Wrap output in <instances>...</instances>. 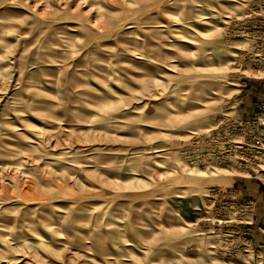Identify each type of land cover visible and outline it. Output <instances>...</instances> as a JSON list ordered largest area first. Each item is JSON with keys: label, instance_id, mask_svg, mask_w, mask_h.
<instances>
[{"label": "rangeland", "instance_id": "rangeland-1", "mask_svg": "<svg viewBox=\"0 0 264 264\" xmlns=\"http://www.w3.org/2000/svg\"><path fill=\"white\" fill-rule=\"evenodd\" d=\"M251 80L264 0H0V264H264L195 141Z\"/></svg>", "mask_w": 264, "mask_h": 264}, {"label": "built area", "instance_id": "built-area-1", "mask_svg": "<svg viewBox=\"0 0 264 264\" xmlns=\"http://www.w3.org/2000/svg\"><path fill=\"white\" fill-rule=\"evenodd\" d=\"M228 123L217 126L208 134L196 137L197 145L203 147L201 152L204 158L234 166L240 172L239 175L242 174L240 176L262 181L255 174H263L260 165L264 157V100H260L255 105L252 115L234 120L231 127L232 121L228 120ZM217 145L220 149L218 147L216 149ZM223 194L224 198L229 199L238 195L237 191H232L233 196H230L224 190ZM233 203L224 201L223 208L228 214L226 217L216 218L213 226H216L214 229H225L226 241L232 248L231 254H236L252 248L249 226L252 223L255 201L244 200L235 209Z\"/></svg>", "mask_w": 264, "mask_h": 264}, {"label": "crops", "instance_id": "crops-1", "mask_svg": "<svg viewBox=\"0 0 264 264\" xmlns=\"http://www.w3.org/2000/svg\"><path fill=\"white\" fill-rule=\"evenodd\" d=\"M264 100V82L258 80L247 81L239 97L240 112L244 115H251L255 105ZM259 180V179H258ZM236 179L235 185L240 190L239 200L252 199L255 201V210L252 213L251 237L254 248L260 254L264 262V183L261 180Z\"/></svg>", "mask_w": 264, "mask_h": 264}, {"label": "bare ground", "instance_id": "bare-ground-1", "mask_svg": "<svg viewBox=\"0 0 264 264\" xmlns=\"http://www.w3.org/2000/svg\"><path fill=\"white\" fill-rule=\"evenodd\" d=\"M218 99H220V98H218ZM208 110H209V109H208ZM208 110H207V111H208ZM210 110H211V109H210ZM206 113H207V112H206ZM207 115H208V116H207L208 119L210 120V115H209V114H207ZM203 117H204V116H203ZM201 118H202V117H201ZM204 118H205V117H204ZM193 119H194V120H195V119H199V120H197V122L200 123V124L203 123L202 119H200V114L198 115L197 118H193ZM193 119H192V121H193ZM208 119H207V120H208ZM205 121H206V120H205ZM193 123H195V122H193ZM192 125H193V124H192ZM195 125H197V124H195ZM198 125H199V124H198ZM195 127H197V126H195ZM201 127H202V126H201ZM158 152L162 153L161 151H158ZM158 156H161V154H159ZM260 166H261V165H260ZM261 169H262V168H261ZM181 170H182V169H181Z\"/></svg>", "mask_w": 264, "mask_h": 264}]
</instances>
